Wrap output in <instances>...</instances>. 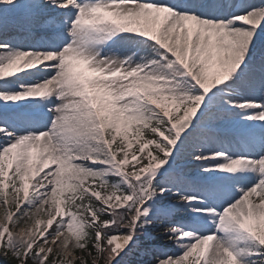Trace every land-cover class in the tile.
Masks as SVG:
<instances>
[{
    "label": "snow or ice",
    "instance_id": "6c2138e0",
    "mask_svg": "<svg viewBox=\"0 0 264 264\" xmlns=\"http://www.w3.org/2000/svg\"><path fill=\"white\" fill-rule=\"evenodd\" d=\"M0 264H264V0H0Z\"/></svg>",
    "mask_w": 264,
    "mask_h": 264
}]
</instances>
